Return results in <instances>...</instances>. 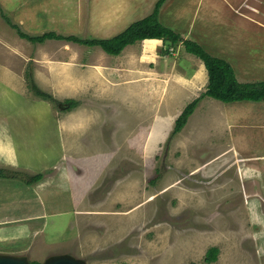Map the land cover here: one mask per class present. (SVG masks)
Listing matches in <instances>:
<instances>
[{
    "label": "rangeland",
    "instance_id": "rangeland-1",
    "mask_svg": "<svg viewBox=\"0 0 264 264\" xmlns=\"http://www.w3.org/2000/svg\"><path fill=\"white\" fill-rule=\"evenodd\" d=\"M157 1L0 0V7L32 35L56 31L108 38L151 14ZM247 2L261 5L260 13ZM161 10L162 24L184 39H201L214 56L226 52L228 61L245 51L243 42L233 40H264V0H167ZM145 43L128 45L118 56L65 41L32 43L19 37L0 10V223L12 221L0 224V233L6 231L0 253L19 256L18 249L30 248L33 264L58 255L87 264H264V161L252 158L264 153V126L245 123L230 134L214 107L207 102L199 107L201 100L184 134L168 148L166 139L135 141L131 137L142 134V127L197 98L169 84L182 76L174 72L191 73L187 56L194 54L182 43L166 52L162 39L152 54L151 43ZM158 67L172 68V78L159 76L166 88L151 99L149 90L136 83L148 81L149 70ZM99 74L105 86L93 83ZM69 75L82 84L76 90L79 100L55 98L48 90L54 80ZM30 76L39 87L38 78L45 79L49 84L40 88L53 99L38 96ZM256 104L251 112L260 113L261 103ZM226 106L244 111V119L254 115L247 114V105ZM73 108L86 120L69 131L54 113L61 118L57 114ZM251 118L264 121L259 114ZM6 134H15L14 169L7 166ZM18 134L27 137L18 140ZM236 147L253 155L237 156ZM100 155L107 166L98 167ZM25 166L41 168L43 177L30 182L38 173L23 171ZM70 175L75 184H92L84 201L76 203ZM38 183L49 188L41 191ZM42 227L44 234L32 238ZM213 246L220 248V260L206 263Z\"/></svg>",
    "mask_w": 264,
    "mask_h": 264
},
{
    "label": "crops",
    "instance_id": "crops-1",
    "mask_svg": "<svg viewBox=\"0 0 264 264\" xmlns=\"http://www.w3.org/2000/svg\"><path fill=\"white\" fill-rule=\"evenodd\" d=\"M243 4H245L247 7H250V9L253 12L257 13V14H259L260 11H261V5L260 6L254 5V4L249 5L248 2L247 3H243ZM161 15H162V10L160 11V16ZM159 41H161V39L160 40L159 39H146L145 40V42H146L145 45L146 46H150V43H151V47L152 48L150 47L151 48V50H149L150 53L153 54L152 49H154L157 46L155 43L159 42ZM232 42H233V44H236V43H239V42H243L244 46H242L240 49H245V51L244 52L236 51L235 52V57L233 59H229L231 62L228 61L227 57H225L226 56V54H225L226 52H224V51H223L224 53H221L222 55H220L219 57L220 58L221 57L222 58H226L225 60H227L232 65V67L235 70L236 77H237V79L240 82H256V81H260L261 78L264 77V40L253 41V40H248V38H246L245 40H238V41L233 40ZM162 43H163V41H162ZM199 43L202 44V45L204 44L201 39H200ZM231 48L237 49L238 46H235V45L232 46L231 45ZM248 48H251L254 51L257 48L258 51H255V52L254 51H248ZM194 56L195 55H190V57H194ZM190 57L187 56V59L189 60L190 66H191L190 67L191 68V73H188V72H186V73H182V72L178 73L176 71V72H174L175 75L176 74H178V75L182 74V76H180V78L178 80L174 78V80L176 82L172 80V81L169 82V84L170 85H176L178 88L185 89L187 95L191 94L194 97H198L200 95V93H201V92H199L200 90L201 91L204 90L203 92H205L206 89H207V88L204 89V87H206L207 84H208V83L206 84V82L208 81V73L206 72V67H204V63H203V61L201 59L195 58V57L194 58H190ZM194 59H196V60H194ZM153 61L154 60H151V62H153ZM159 63H162V62L159 61ZM162 64L160 66H162V69H163L164 65H162ZM169 68H170V66L168 65V67L166 69H169ZM171 70H172V68L170 70H168V71H165V70L162 71V70L159 69V67L156 68V69H151V70H149V72H150L149 80L148 81H140L139 83H136V84H139V86L142 85V87L148 89L149 92H150L151 99L157 98L159 92H161L163 89L166 88V83H164L163 81H160L159 80V76L160 77H162V76L169 77L170 74H171ZM138 71H139L138 76H141V69H139ZM170 77L172 78V76H170ZM97 79H98V82L94 81L93 83H96L99 86H105V84L102 83L103 81H101L102 80L101 74L98 75ZM263 80L264 79H262V81ZM62 81H64V84L62 83ZM177 81L180 84H178ZM38 83L42 87L47 86L46 84H49V83H47V81L45 79H41V78H38ZM53 84H54L53 86H47V87L48 88L50 87V89H48V90H49V92H51L53 94V96L55 98H59L60 96H66V97H69V98H72V99L79 100L78 96L76 94V90L79 87L81 89L82 84H78V78L76 76L69 75L66 78L64 77L62 80H59V81L54 80ZM63 85H65V86H63ZM84 86H86V85H84ZM167 89H169V88L167 87ZM68 93L70 95H67ZM205 98L206 97H204L202 99V101L200 102L199 107L201 106V104L206 103V102H207V106L214 107L215 113L217 114L219 119L222 121V122L220 121V123L223 124V125H227V129H225V130L230 132V134H234V131H233L234 128L241 129V126H245L246 125L245 123H247V124H256V123H258V124H256V126H258V125L261 126V124L264 126V121L251 122L253 120L251 117H254V116L258 115V114L260 115L261 119L264 120V101L223 102L221 100H218V99H215V98H212V97H211V99H205ZM235 103H240V105L249 106V108L247 109V114L252 113L254 115L253 116H249L246 119H244L243 117H241L242 115H244V111L240 112L239 109H233V108H231V106L230 107L226 106V105H232V104H235ZM256 103H261L260 104L261 106H259V108H258V110H261L260 113L251 112L252 106L258 105ZM48 104L49 103L47 102V105ZM76 110H77L76 108H73L72 110L65 111L64 113L60 112L57 115L59 117H61V118H57V119H56V114L54 113L55 120H57V122H59V124L62 123V126L65 127L67 130L76 131L78 129V125H79L78 122H80L81 119L85 118V117H81L79 109H78V111H76ZM181 112H182V110L180 109V110H177L175 113H173L171 115L169 114L168 116L162 117L161 119H158V120L156 119L152 125H149L147 127L146 126L142 127V129H141L142 134L141 133H139V135L135 134V136H132L131 138H133L135 141L137 140V142H139L140 144L142 143V140L144 138H145L144 139L145 141H146V139H148V141H151V142L152 141H159V140L162 141V140L167 139L168 134L170 133V131L174 127L175 120L177 119L178 115ZM237 116L239 117L238 119L236 118ZM85 120H86V118H85ZM200 124H201V127H202V121H200L198 123V127L196 128L197 132H200V129H201L200 128ZM187 126H188V122H187V124L181 130V132L179 134H184V132L187 129ZM254 128H257V127H254ZM143 131H144V133H143ZM196 131H194L192 134H197ZM145 135H146V137H144ZM24 137H27V136L25 134H18V140H21ZM12 139H14V140L12 141ZM6 140L9 142V143L6 144V147L10 148V149H7V154L9 155V153H11V155L7 159L8 160L7 161V166L9 165V166H11L14 169V168H17V167H15L16 166V165H14L15 163L14 164L11 163V161H14L13 159H11V157H12V154H13L12 150L14 148H17L14 145L15 134H6ZM18 146L20 147V145H18ZM39 146L40 145L38 143V149L36 150L37 152L40 149ZM1 149H2V147H1ZM235 149H237L236 150L237 156H238V153L242 154V155H245V156H252L253 155V154H250L249 152L240 153L241 151L239 152V149L237 147ZM43 156H45L44 153H43ZM94 156H96V155H94ZM97 156H98V154H97ZM87 157H89V156H87ZM108 158H109V155H108ZM252 158H262L263 161H264V153L261 156H255L254 155ZM235 161H236V163H238L239 160L236 159ZM97 162H98V164H97L98 167L100 165H103L104 163H106V166L109 164V161L107 160L105 162L102 159V156H101V158L100 157L97 158ZM77 164H79V163L77 162ZM248 164H249V162H246L247 166H248ZM26 167H29V166H25L24 169H22V170L23 171H27L28 173H33V172H37L38 173L40 170H42L40 168L39 170L35 171V170H32V169H27ZM60 167H61V165H60ZM99 171H102V170H99ZM57 172L61 174V172H62L61 168H58ZM57 175H59V174H57ZM70 178H71V183H73V195H74V199H75L76 203H77V200L84 201V198L87 197V195L89 193V189L92 187V184L90 185L88 182H86L85 184L83 183L81 185H78V184H75V182L73 181L72 175H70ZM256 178L257 177H254V179H256ZM86 180L87 179H85L84 181H86ZM37 188L41 189V191H45L44 188H49V187L46 186L44 183H42V184L38 183V187ZM43 199H44V203H45V196H44ZM74 213H75V211H74ZM33 218L39 219L37 217H33ZM10 222H12V221L11 220H5V221H2L0 224L5 225L6 223H10ZM44 229H45L44 227H42L41 229H39V228L37 229L36 228L35 229V233L34 234L32 233V235H33L32 238L36 237L38 233L39 234H44ZM5 235H6V231L3 230L0 233V237L1 236H5ZM29 250H30V248H20V249H18L17 252L19 253L18 254L19 256H26L27 257ZM0 254H2V253H0ZM221 255H222V253L220 252L218 260L215 261L214 263H216V262L218 263V261L220 260Z\"/></svg>",
    "mask_w": 264,
    "mask_h": 264
},
{
    "label": "trees",
    "instance_id": "trees-1",
    "mask_svg": "<svg viewBox=\"0 0 264 264\" xmlns=\"http://www.w3.org/2000/svg\"><path fill=\"white\" fill-rule=\"evenodd\" d=\"M167 0H158L151 14L131 24L126 30L118 35L108 38L82 37L76 34H60L56 31H48L43 34L32 35L22 30L19 24L12 20L4 13L0 7L1 13L7 23L14 28L19 37L32 43L43 44L48 40L65 41L88 47H100L106 53L114 56L120 55L126 46L135 44L146 39H162L168 47H174L179 43L184 44L186 51L199 57L207 71L209 82L207 89L193 101H191L182 110L175 120L174 127L166 139V148L169 147L172 139L181 132L187 124L189 117L198 107V103L206 96L221 100L223 102L236 101H264V80L256 82H240L235 74L232 65L225 59L209 53L199 42L192 39H184L183 36L170 27L165 26L159 20L162 6ZM28 75H31L30 73ZM31 89L45 100L53 99V96L43 91L30 76ZM69 109L73 107L72 102L68 100ZM43 177L38 173L29 179L30 182H37ZM220 248L213 246L208 249L204 256L206 263H212L218 260ZM197 264V263H190Z\"/></svg>",
    "mask_w": 264,
    "mask_h": 264
},
{
    "label": "water",
    "instance_id": "water-1",
    "mask_svg": "<svg viewBox=\"0 0 264 264\" xmlns=\"http://www.w3.org/2000/svg\"><path fill=\"white\" fill-rule=\"evenodd\" d=\"M0 264H33L26 256L0 254ZM44 264H87L82 259L70 255H58L47 259Z\"/></svg>",
    "mask_w": 264,
    "mask_h": 264
}]
</instances>
